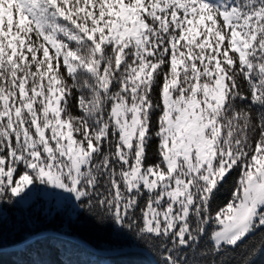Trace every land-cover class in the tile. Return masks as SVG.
Wrapping results in <instances>:
<instances>
[{
  "label": "snow or ice",
  "instance_id": "snow-or-ice-1",
  "mask_svg": "<svg viewBox=\"0 0 264 264\" xmlns=\"http://www.w3.org/2000/svg\"><path fill=\"white\" fill-rule=\"evenodd\" d=\"M0 264H264V0H0Z\"/></svg>",
  "mask_w": 264,
  "mask_h": 264
},
{
  "label": "trees",
  "instance_id": "trees-1",
  "mask_svg": "<svg viewBox=\"0 0 264 264\" xmlns=\"http://www.w3.org/2000/svg\"><path fill=\"white\" fill-rule=\"evenodd\" d=\"M6 259H7V257H6Z\"/></svg>",
  "mask_w": 264,
  "mask_h": 264
}]
</instances>
